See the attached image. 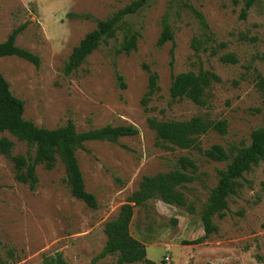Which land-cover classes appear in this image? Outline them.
Wrapping results in <instances>:
<instances>
[{
    "label": "rangeland",
    "instance_id": "1",
    "mask_svg": "<svg viewBox=\"0 0 264 264\" xmlns=\"http://www.w3.org/2000/svg\"><path fill=\"white\" fill-rule=\"evenodd\" d=\"M134 1L0 0V43L26 23L16 44L41 59L36 67L16 56L0 58L12 93L25 102L26 120L48 129L71 119L79 132L108 125H132L139 131L117 142L89 141L77 151L97 209L72 195L61 161L52 170L38 165L39 181L31 190L16 179L13 162L0 153V264H47L59 254L66 264H117L118 253L97 259L107 243L105 224L119 215L144 176L180 169L178 160L184 156L195 161L196 170L187 171L194 179L179 190L195 212L158 198L133 208L130 233L145 245L147 257L158 264H264V160L239 179L224 215L213 217L216 233L206 236L200 216L221 172L264 125V95L257 87L258 74L264 76V0H148L125 16L115 35L77 70L65 75L73 49L96 29L97 21ZM244 9L247 17L242 19ZM165 18L174 34L173 73L203 70L218 77L206 88L202 105L170 95L172 43L158 46ZM129 30L139 33L137 48L118 53ZM195 41L203 42L200 50ZM228 54L237 63L221 60ZM153 72L159 89L150 95ZM196 116L227 124L225 133L210 130L199 136L202 151L159 141L148 123L152 117L186 121ZM4 137L14 143L13 155L27 153L25 142L7 131L0 132V139ZM216 144L226 149L229 160L204 154Z\"/></svg>",
    "mask_w": 264,
    "mask_h": 264
},
{
    "label": "trees",
    "instance_id": "2",
    "mask_svg": "<svg viewBox=\"0 0 264 264\" xmlns=\"http://www.w3.org/2000/svg\"><path fill=\"white\" fill-rule=\"evenodd\" d=\"M147 1L135 0L111 17L105 20H98L96 29L88 33L73 49L64 67L65 75L69 76L73 71L77 70L102 42L115 35L119 23L125 16L135 14ZM250 5L251 2L249 1L246 9ZM246 9L242 11V19L247 17ZM69 15L77 16L72 13ZM85 17L89 18V16ZM199 17L204 23L202 14H199ZM26 28L27 24L24 23L13 29L8 38L0 43V58L16 56L39 67L41 64L40 57L16 44L17 36ZM138 37L139 33L137 31L129 30L117 52L129 54L132 50H135ZM168 42L172 43L170 50V68L172 70L170 95L172 99L186 97L196 104L202 105L206 88L210 86L213 80H218V77L203 70L198 73L193 71L179 74L173 73L175 63L174 34L168 19L165 18L158 46H163ZM202 44L203 42L195 41V49L200 50ZM202 49L203 51L211 49L212 55L217 53L216 48L204 47ZM221 60L225 63L233 64L238 61L231 54L222 56ZM145 69H149V67L145 66ZM117 77L121 82V86L125 88L126 84L123 81V76L118 74ZM257 87L264 95V76L261 74L257 76ZM158 89V75L153 72L149 78V94L155 93ZM147 103L148 98H145L143 104L146 105ZM24 112L25 102L12 93L10 84L0 71V132H9L28 146V151L25 155H13L14 143L6 137L0 139V153L13 162L16 179L21 183L29 184L30 189L34 190L39 181L36 175L37 166L43 165L47 170H52L57 165V162L61 161L65 168L72 195L84 202L88 207L97 209L98 201L96 196L86 189L84 176L76 156L77 151L83 149L84 144L89 141L117 142L121 137L135 136L139 133L138 129L132 125H108L98 129H91L87 132H79L71 119L63 126L48 129L38 127L32 121L26 120ZM148 123L150 128L156 132L159 141L171 143L179 148L199 151H202L198 140L200 135L206 134L210 130L225 133L227 129L225 121H205L200 116L186 121H158L152 117L149 118ZM32 150H35L34 155L31 153ZM204 154L215 161H227L230 158L226 149L219 144L205 150ZM262 160H264V125L252 132L250 145L241 149L228 165V168L221 172L216 188L207 199L200 214L207 237L218 231V227L213 222V217L216 215L222 217L224 215V211L228 209L229 197L236 193L239 186V179ZM178 163L180 169L142 178L139 189L133 192L127 202L122 205L119 215L105 224L107 243L97 259L118 253L117 264H158L147 257L145 245L130 233L133 208L144 205L150 199L158 198L167 204L185 207L193 214L195 212L194 206L187 202L179 187L193 181L194 177L188 174L187 171L196 170V164L194 160L186 156L179 158ZM47 264H66V262L59 254L55 258L48 260ZM161 264H165V262Z\"/></svg>",
    "mask_w": 264,
    "mask_h": 264
}]
</instances>
